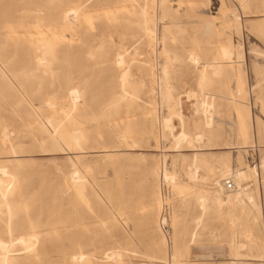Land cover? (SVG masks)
Instances as JSON below:
<instances>
[{"label":"rangeland","instance_id":"obj_1","mask_svg":"<svg viewBox=\"0 0 264 264\" xmlns=\"http://www.w3.org/2000/svg\"><path fill=\"white\" fill-rule=\"evenodd\" d=\"M256 239L264 0H0L8 264H264Z\"/></svg>","mask_w":264,"mask_h":264},{"label":"bare ground","instance_id":"obj_2","mask_svg":"<svg viewBox=\"0 0 264 264\" xmlns=\"http://www.w3.org/2000/svg\"><path fill=\"white\" fill-rule=\"evenodd\" d=\"M75 11V10H74ZM68 13H71V11H69ZM73 13V12H72ZM77 12H75L74 14H76ZM142 14L144 15V17H145V14H146V10H144V11H142ZM74 16V15H73ZM140 16H142V15H140ZM75 17V16H74ZM67 18H69V17H67ZM161 18V17H160ZM160 20V19H159ZM161 22V21H160ZM145 27H146V25H145ZM151 27V26H150ZM155 27V26H154ZM147 29V28H146ZM145 29V30H146ZM158 29V28H157ZM148 30H150V29H147V31ZM38 31H40V30H38ZM40 33V32H39ZM225 56H227L228 54V56L230 57V51L229 50H225ZM230 60V59H229ZM209 63V62H208ZM219 64V63H218ZM218 68V67H217ZM75 91H76V89H74ZM74 94V93H73ZM75 95V94H74ZM78 95V94H77ZM77 97V96H76ZM75 97V98H76ZM73 99H75L74 97H72ZM76 100V99H75ZM60 105V104H59ZM209 106V105H208ZM212 111V110H211ZM79 131V130H78ZM73 132H75V131H73ZM78 133V132H77ZM77 133H75V134H77ZM78 135V134H77ZM76 136V135H75ZM74 136V137H75ZM72 138H73V134H72ZM76 139H77V137H76ZM196 156V155H195ZM194 161H195V158H194ZM193 161V162H194ZM192 162V163H193ZM167 164V163H166ZM194 164V163H193ZM192 166V165H191ZM190 166V167H191ZM227 173V172H226ZM230 173V172H229ZM230 176V175H229ZM235 176L238 178V180H245V178L247 177V175H246V173H241V174H235ZM168 177V176H167ZM169 179H172V176H171V178H170V176H169ZM166 180V179H165ZM240 182V181H239ZM238 182V183H239ZM217 184L218 185H220V188H221V183L220 182H217ZM6 194V193H5ZM241 194L242 195H248V191L246 190V189H244L243 187L241 188V186H238V189H236V193H235V195L233 196V197H231V203H233V205L236 203V201H237V199H239V197H241ZM243 197V196H242ZM208 197L207 196H205V195H202V197H201V199L203 200V203H204V201H206V199H207ZM241 199V198H240ZM250 200H251V197L249 198ZM218 200H220V198L218 199ZM5 204V203H4ZM222 206H224V203H223V201L222 202H220V204H218V207H222ZM21 239H23L22 238V236L20 237ZM36 238V237H35ZM20 239V240H21ZM26 239V238H25ZM24 239V240H25ZM27 239H28V237H27ZM33 239V238H32ZM11 241V240H10ZM19 241V240H18ZM26 241V240H25ZM256 241H257V246H258V248L260 249V250H262L263 251V253H264V247L259 243V241L260 240H258V239H256ZM15 242V241H14ZM31 242V241H30ZM23 243V242H22ZM11 244H12V242H11ZM10 244V245H11ZM0 247H2L1 249H3L5 252H6V250H7V247H6V245H4V243L3 242H0ZM7 253V252H6ZM6 253H2V254H0V255H2L1 257H0V263L1 264H8L9 263V257L7 256V254ZM10 253H12V252H10ZM9 253V254H10ZM14 253V252H13ZM106 255V254H105ZM118 255V254H117ZM239 255V254H238ZM244 256V255H243ZM261 256V255H260ZM264 256V255H263ZM75 257V256H74ZM107 257V256H106ZM77 258V257H76ZM117 258V257H116ZM262 258V257H261ZM115 259V258H114Z\"/></svg>","mask_w":264,"mask_h":264},{"label":"built area","instance_id":"obj_3","mask_svg":"<svg viewBox=\"0 0 264 264\" xmlns=\"http://www.w3.org/2000/svg\"><path fill=\"white\" fill-rule=\"evenodd\" d=\"M234 188V183L231 180L226 181L225 183V191L220 197V202L225 201L226 198H228L230 192Z\"/></svg>","mask_w":264,"mask_h":264}]
</instances>
